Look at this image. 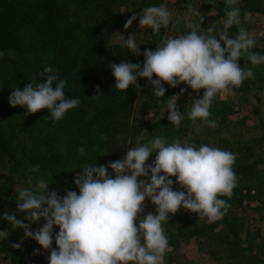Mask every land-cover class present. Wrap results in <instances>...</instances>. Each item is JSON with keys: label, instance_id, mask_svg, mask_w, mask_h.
I'll return each instance as SVG.
<instances>
[{"label": "trees", "instance_id": "1", "mask_svg": "<svg viewBox=\"0 0 264 264\" xmlns=\"http://www.w3.org/2000/svg\"><path fill=\"white\" fill-rule=\"evenodd\" d=\"M161 5L173 14L172 32L171 25L155 34L140 29L139 19L125 29L133 14L139 17L146 7ZM225 7L224 0H215L212 5L207 0H0V50L5 52L0 60V216L15 213L17 219L28 223L25 214L17 211L16 196L17 188L29 187V175L42 176L49 183L48 190L61 196L67 191L78 193L74 180L82 174L83 166L119 161L132 147L164 136L169 142L179 140L197 148L206 144L234 153L237 158L233 167L238 177L228 200L231 207L222 220L209 224L206 217L182 207L170 215L169 223L164 224L169 240L165 264L180 263L177 251L190 244L216 264H264V65L253 69L254 79L234 90L237 103L219 97L214 100L210 119L217 122L216 128L185 119L180 129L168 121L166 105L156 102L146 78L138 79L137 86L123 93L115 88L110 69L112 63L143 65V55L128 52L124 41L115 42L119 35L135 34L141 53L145 49L155 51L168 34L189 30V8H197L204 15L201 28L207 30L212 24L222 28ZM238 7L247 31L251 17L264 16V0H240ZM237 32L236 26L230 29L233 37ZM255 38L257 43L251 51L264 54V34L260 40L257 35ZM239 63L244 68L252 67L246 58ZM45 65L67 81L66 96L80 100L77 108L56 123L47 109L29 115L25 108L9 104L13 89L23 90L34 80L42 82L44 78L38 73ZM163 86L166 93L162 100L185 89L177 100L181 113L191 110L182 108L181 97L191 107L192 99L203 96V90L197 93L183 83L175 88L166 83ZM252 99L263 134L261 139L243 141L237 134L235 116L241 104ZM195 127L197 130L189 133ZM81 146L86 149L84 156L79 154ZM155 155H150L146 163H152ZM36 165L40 173H30ZM108 171L114 177L112 170ZM171 179L174 190H184L175 183V177ZM43 223L41 218L30 230L35 232ZM0 230L8 233L0 240V264H48L50 250L25 237L24 229H15L0 219ZM58 231L54 226V233ZM14 243L21 247L13 248ZM52 247H56L55 241Z\"/></svg>", "mask_w": 264, "mask_h": 264}, {"label": "clouds", "instance_id": "2", "mask_svg": "<svg viewBox=\"0 0 264 264\" xmlns=\"http://www.w3.org/2000/svg\"><path fill=\"white\" fill-rule=\"evenodd\" d=\"M214 2L207 0L210 5ZM239 3L240 0H224L222 28L212 24L207 30L201 28L204 15L197 8H189V30L161 39L155 51L145 49L141 53L135 34L129 35L124 44L128 52L143 55V65L110 64L115 88L124 93L130 86H137L138 79L146 78L156 102L166 105L171 125L180 129L188 119L216 128L217 122L210 119L214 100L231 96L246 80L255 78V67L264 65V54L251 51L257 41L242 26ZM172 15L165 6H149L139 17L133 14L124 27L129 28L139 19L140 29H150L155 34L171 25L172 32L175 27ZM234 26L238 32L233 37L230 29ZM4 56L5 52L0 50V60ZM242 58L252 67H242L239 63ZM38 75L44 78L42 82L34 80L23 90H12L10 106L25 108L29 115L47 109L53 123L79 106V99L66 96L67 81L60 79L51 66L45 65ZM165 83L171 88L186 84L197 93L203 90V96L192 99L191 110L181 113L177 100L185 89L162 100ZM153 153L154 161L146 163ZM79 154H86L85 147H80ZM236 158L234 153L218 147L205 144L197 148L158 136L132 147L119 161L80 168L82 174L74 180L78 193L67 191L61 196L48 190L49 183L42 176L29 175V187L17 188L16 196L17 211L25 214L28 223L17 219L15 213L6 212L0 219L15 229H24L25 237L50 250L48 264H165L169 240L164 224L169 223L170 215L182 207L198 217H206L212 224L227 214L231 207L228 200L238 182L233 167ZM29 172L39 174V165L31 167ZM139 177L145 179L138 180ZM171 177L176 178L175 183L183 191L174 190ZM146 199L155 206V214L140 218ZM41 218L44 223L35 232L31 231V225L38 224ZM54 226L58 232L54 233ZM7 236V231L0 230V240ZM11 246L21 247L19 243Z\"/></svg>", "mask_w": 264, "mask_h": 264}, {"label": "rangeland", "instance_id": "3", "mask_svg": "<svg viewBox=\"0 0 264 264\" xmlns=\"http://www.w3.org/2000/svg\"><path fill=\"white\" fill-rule=\"evenodd\" d=\"M196 3H198L200 0H194ZM249 23L251 24L250 30L248 32L251 35H257L258 39L263 36L264 34V16L256 14L253 17L250 18ZM170 35V34H168ZM129 35H119L117 38H115V42H123L125 38H127ZM233 100L234 102H238L236 100V95L233 93L231 96L227 97L224 100ZM180 105L185 110L190 109V105L185 103V98H180ZM255 107H257L256 102L252 99L250 103H242L241 104V110L237 116H235L236 122L239 123L237 126V134L242 137L243 141H248L253 138L261 139L262 137V128L260 125V122L257 118V116L254 114ZM240 108V107H239ZM198 127H195L191 130H189V133H191L193 130H197ZM150 164V163H148ZM151 174L149 173V176ZM145 179L144 177H141V180ZM150 182V180H149ZM148 213L155 214V206L150 202V200L146 199L144 202V212L141 214L140 218H143V216L147 215ZM248 215H251V213H247ZM248 218H251L248 216ZM179 259L178 264H216V261L213 260L209 255L202 253L199 248L195 244L190 245H184L179 251H177Z\"/></svg>", "mask_w": 264, "mask_h": 264}]
</instances>
